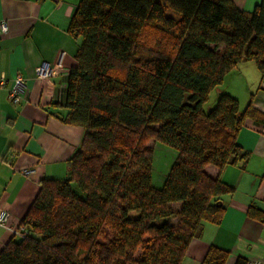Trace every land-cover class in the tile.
<instances>
[{
	"label": "trees",
	"instance_id": "16d2710c",
	"mask_svg": "<svg viewBox=\"0 0 264 264\" xmlns=\"http://www.w3.org/2000/svg\"><path fill=\"white\" fill-rule=\"evenodd\" d=\"M68 32L82 41L64 120L84 137L68 178L41 182L0 264H181L232 191L205 169L246 165L239 134L264 122L220 90L242 63L264 74V0L252 12L232 0H81ZM151 141L178 151L161 189ZM247 216L264 226V210ZM228 255L211 247L204 263Z\"/></svg>",
	"mask_w": 264,
	"mask_h": 264
},
{
	"label": "crops",
	"instance_id": "0c3cea01",
	"mask_svg": "<svg viewBox=\"0 0 264 264\" xmlns=\"http://www.w3.org/2000/svg\"><path fill=\"white\" fill-rule=\"evenodd\" d=\"M244 12H252L261 0H232ZM81 0H0V18L8 32L0 33V75L7 86L0 88V208L10 213L9 225L18 229L39 194L45 179L68 178V161L80 148L84 130L65 122L68 76L77 66L81 38L68 28ZM54 68L41 79L36 68ZM238 71L239 74L235 72ZM235 73V77L230 78ZM22 75L28 90L21 105L9 100V89ZM220 90L240 102L251 103L264 114V74L257 63L246 62L229 72ZM214 93L219 94V91ZM213 95V94H212ZM155 146L154 141L149 147ZM238 144L250 157L246 165L223 170L209 166L206 173L232 191L218 199L225 207L221 223H204L181 264H205L211 247L228 252L225 264H264V226L247 212L255 205L264 210V122L250 119L242 128ZM24 171H33L29 176ZM175 210L181 209V204ZM15 238L0 227V252Z\"/></svg>",
	"mask_w": 264,
	"mask_h": 264
},
{
	"label": "built area",
	"instance_id": "2783aa9c",
	"mask_svg": "<svg viewBox=\"0 0 264 264\" xmlns=\"http://www.w3.org/2000/svg\"><path fill=\"white\" fill-rule=\"evenodd\" d=\"M8 32V23L5 19L0 18V33L6 34ZM54 72V68L42 64L36 68V74L41 79L49 78ZM7 86V82L5 76L3 74L0 75V88H5ZM28 86L26 81L24 80L22 75H17L14 79L13 86L9 89V100L13 105L19 106L22 104L24 97L27 93ZM33 173V171H24L23 174L25 176H29ZM11 215L8 211L0 208V227L11 231L14 236L24 235L26 232L23 228L14 229L9 225ZM259 264V263H254Z\"/></svg>",
	"mask_w": 264,
	"mask_h": 264
},
{
	"label": "rangeland",
	"instance_id": "374dc122",
	"mask_svg": "<svg viewBox=\"0 0 264 264\" xmlns=\"http://www.w3.org/2000/svg\"><path fill=\"white\" fill-rule=\"evenodd\" d=\"M160 1L164 2V0H160ZM220 52H222V49ZM235 73L239 74L238 71H236ZM235 73L232 72L230 78L235 77ZM214 97H216V93H213L211 102L214 99ZM151 145L153 146V142L151 143ZM153 147L155 148L154 164L152 171L153 185L157 189H161L164 186L166 178L171 170V167L178 156V151L172 147H169L159 142L156 143L155 146ZM172 208L175 210V208H177V205H175ZM175 222H176L175 219L170 220V223L172 224H174ZM141 254L142 252L139 251L137 256L138 255L140 256Z\"/></svg>",
	"mask_w": 264,
	"mask_h": 264
}]
</instances>
